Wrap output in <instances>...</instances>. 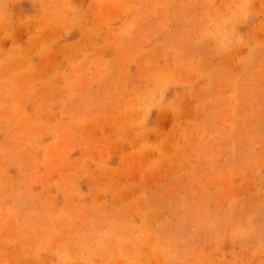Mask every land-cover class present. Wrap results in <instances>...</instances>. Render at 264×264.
<instances>
[{
  "label": "rangeland",
  "instance_id": "374dc122",
  "mask_svg": "<svg viewBox=\"0 0 264 264\" xmlns=\"http://www.w3.org/2000/svg\"><path fill=\"white\" fill-rule=\"evenodd\" d=\"M0 264H264V0H0Z\"/></svg>",
  "mask_w": 264,
  "mask_h": 264
}]
</instances>
